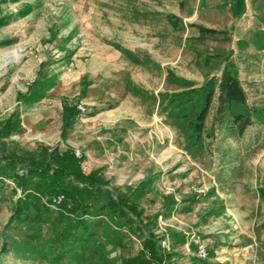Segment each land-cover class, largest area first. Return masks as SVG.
<instances>
[{"label": "rangeland", "instance_id": "rangeland-1", "mask_svg": "<svg viewBox=\"0 0 264 264\" xmlns=\"http://www.w3.org/2000/svg\"><path fill=\"white\" fill-rule=\"evenodd\" d=\"M239 1L0 0V264H198L200 244L211 263L264 264V0ZM225 69L245 103L219 114L216 86L200 135ZM66 105L80 113L64 132ZM248 112L241 134L233 116ZM55 151L101 180L76 211L44 201L37 176L20 188ZM29 195L39 219L10 223ZM118 197L122 213L107 204Z\"/></svg>", "mask_w": 264, "mask_h": 264}, {"label": "trees", "instance_id": "trees-1", "mask_svg": "<svg viewBox=\"0 0 264 264\" xmlns=\"http://www.w3.org/2000/svg\"><path fill=\"white\" fill-rule=\"evenodd\" d=\"M241 3V0L239 1ZM29 10H22L18 12L20 15L24 16L27 14ZM9 17H3L0 19V26H3L8 23ZM55 79L46 77L41 83L38 85H34L31 90L26 95L20 94L21 98L25 101V106H29L34 102H38L47 96L48 90L53 86L55 83ZM217 86V90L219 92V107L218 113L221 114L227 109L231 107L232 104L238 103L243 104L245 103L246 97L242 87L239 84L237 77L232 73L231 70L225 69L218 80H215L213 84L211 83L208 89V92L205 97L204 106L201 111L196 116V123L194 125V131L201 132L205 129V122L206 118L209 113V108L213 100V96L215 93V88ZM176 97V96H175ZM175 99V98H174ZM65 110H67L64 116V123H63V130L66 132L72 125L74 118L79 114V110L76 107L68 108L66 105ZM233 120L235 124L238 125L239 132L241 134L244 133L246 127L251 123L250 113L247 114H236L233 116ZM8 128V127H7ZM6 128V129H7ZM56 155V165L55 167L51 168L48 165H45L41 168H30L28 169L26 174H22L20 177L21 183L20 188L22 189L23 193L29 189L26 185L27 178L32 176H37L36 179H30V182L33 184L34 188L41 192L43 195V200H49L52 202V199L58 195H63L64 200H71L76 202L74 206V211L82 207V203L86 202V198L92 196L93 192H98L101 188L99 185V181L101 180L97 177V174H89L85 175L82 171L81 167V159L77 157V155L73 152H66L65 154H61L58 152H54ZM13 164V160H9L6 165L10 166ZM8 168V167H7ZM34 179V180H33ZM30 195L27 199H20L16 201L14 210L10 217L9 222H21L24 220H34L39 219V215L37 216H29L27 208L31 205L37 206V202L30 200ZM42 205L38 204L39 208H47L50 209L51 207L46 203L43 202ZM124 199L117 198L116 200L110 198L108 206H111L114 210H119L122 213V209L120 205L122 204ZM62 202V203H63ZM61 203V204H62ZM60 204V205H61ZM59 205V206H60ZM84 209L82 210L83 214H89L88 205H84ZM120 208V209H119ZM133 208V207H132ZM131 208V209H132ZM51 210V209H50ZM75 215H77L75 213ZM33 217V219H32ZM75 220V221H74ZM73 221L70 220L68 225L64 228L61 233H59L56 237H52V243H64L68 238L69 234L73 232V230L77 229L81 224L77 219ZM29 239L34 240V236L28 235ZM59 255H55L52 262L58 264L60 258ZM195 261V260H194ZM198 264H221V263H211L207 259L202 260L200 258L195 261Z\"/></svg>", "mask_w": 264, "mask_h": 264}, {"label": "built area", "instance_id": "built-area-1", "mask_svg": "<svg viewBox=\"0 0 264 264\" xmlns=\"http://www.w3.org/2000/svg\"><path fill=\"white\" fill-rule=\"evenodd\" d=\"M82 112H84V108H81V113ZM63 200H64V196L58 195L52 199L51 206L56 208L57 206H59L63 202ZM207 255H208V253H207L206 248L204 247L203 244H200L198 246V250H197V257L202 259V260H205L207 258Z\"/></svg>", "mask_w": 264, "mask_h": 264}, {"label": "crops", "instance_id": "crops-1", "mask_svg": "<svg viewBox=\"0 0 264 264\" xmlns=\"http://www.w3.org/2000/svg\"><path fill=\"white\" fill-rule=\"evenodd\" d=\"M216 254H217V252H216ZM216 257H217V256H216ZM216 257H215V258H216ZM218 262H219V263H221V261H220V260H218ZM221 264H222V263H221Z\"/></svg>", "mask_w": 264, "mask_h": 264}]
</instances>
